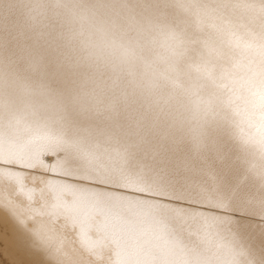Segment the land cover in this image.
I'll list each match as a JSON object with an SVG mask.
<instances>
[{
	"label": "bare ground",
	"instance_id": "bare-ground-1",
	"mask_svg": "<svg viewBox=\"0 0 264 264\" xmlns=\"http://www.w3.org/2000/svg\"><path fill=\"white\" fill-rule=\"evenodd\" d=\"M0 264H264V0H0Z\"/></svg>",
	"mask_w": 264,
	"mask_h": 264
},
{
	"label": "rangeland",
	"instance_id": "rangeland-1",
	"mask_svg": "<svg viewBox=\"0 0 264 264\" xmlns=\"http://www.w3.org/2000/svg\"><path fill=\"white\" fill-rule=\"evenodd\" d=\"M238 58H239L242 62L245 60V58H244L242 55H238ZM241 215H243L244 217L248 216V215H245V214H241ZM243 216H242V217H243ZM248 217H253V216H248ZM253 218H255V217H253Z\"/></svg>",
	"mask_w": 264,
	"mask_h": 264
}]
</instances>
